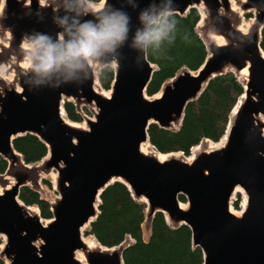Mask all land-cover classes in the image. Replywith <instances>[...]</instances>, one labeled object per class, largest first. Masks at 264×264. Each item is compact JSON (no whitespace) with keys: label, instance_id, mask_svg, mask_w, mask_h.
I'll list each match as a JSON object with an SVG mask.
<instances>
[{"label":"water","instance_id":"1","mask_svg":"<svg viewBox=\"0 0 264 264\" xmlns=\"http://www.w3.org/2000/svg\"><path fill=\"white\" fill-rule=\"evenodd\" d=\"M200 6L206 13L205 63L196 72L182 70L160 96L149 97L157 70L147 57L150 28ZM2 10L8 54L34 47L31 66L15 68L14 82L0 75V156L15 180L0 193V236L6 238L0 254L7 264H124L128 246L90 247L83 240L103 192L116 182L146 203L149 221L161 213L173 228L188 226L203 264H264V0L243 3V12H254L247 32L239 29L243 19L232 0H104L98 10L88 0H3ZM4 61L0 56V68ZM105 67L115 70L110 95L97 89ZM227 73L243 95L223 146L202 144L192 160L143 150L151 144L152 124L181 126L187 106ZM66 101L95 108L88 128L65 118ZM28 134L48 149L41 166L26 164L14 148ZM53 170L59 198L51 203L53 218L43 224L19 195L38 184L41 172ZM238 189L245 196L242 213L232 208Z\"/></svg>","mask_w":264,"mask_h":264},{"label":"trees","instance_id":"2","mask_svg":"<svg viewBox=\"0 0 264 264\" xmlns=\"http://www.w3.org/2000/svg\"><path fill=\"white\" fill-rule=\"evenodd\" d=\"M88 1L100 3L102 0ZM200 19L199 11L191 9L185 16L171 14L163 17L150 28L147 57L157 66V70L147 87L148 96L159 94L162 87L182 70L196 72L205 63L208 53L197 32ZM261 47L264 50V28ZM98 77L101 87L110 90L115 71L112 67H105ZM242 95L243 88L234 74L216 77L200 98L187 106L178 130H165L157 124L150 126L151 145L162 154L182 153L190 156L191 150L206 140L219 143L226 135L231 113ZM64 109L70 121H83L74 102L66 101ZM14 148L28 165L39 164L48 154L46 145L30 134L18 137L14 141ZM8 167V162L0 156V176L7 173ZM19 199L29 207H37L43 219L53 218L51 203L30 186L21 189ZM180 201L186 203L185 197L181 196ZM146 216V203L136 201L124 184L116 182L103 192L99 215L86 233L106 248H116L128 239L133 240L124 252V264L204 263L201 249L193 247L191 229L185 225L171 227L161 213L155 215L150 225V238L144 241Z\"/></svg>","mask_w":264,"mask_h":264},{"label":"rangeland","instance_id":"3","mask_svg":"<svg viewBox=\"0 0 264 264\" xmlns=\"http://www.w3.org/2000/svg\"><path fill=\"white\" fill-rule=\"evenodd\" d=\"M43 2H47L49 0H42ZM245 2V0H233V5L235 6L236 9H238L239 11L242 10V5ZM91 4V6L98 10L100 8L103 7L104 1H101L100 3H93V2H89ZM3 0H1L0 2V19L2 17L3 14ZM242 14V18H243V24L245 26H248L250 23H252L253 19H254V12H241ZM201 27H202V23L199 22V24L197 25V32L200 34L201 32ZM10 35L7 34L1 27L0 25V56L2 58H4V62L0 68V75L3 78H7L8 80H6L7 82H14L15 81V68L19 69H27L31 66V57H30V52L34 50V47L32 45H26L23 50H21V53H23L22 55H19L21 53H17V52H13L11 54H8V49L10 48ZM5 69V70H3ZM3 72V73H2ZM97 89L99 91L104 92L105 94L109 95L110 94V90H105L101 87V85H97ZM161 94V92H160ZM157 95V96H160ZM73 102V101H72ZM79 112L82 114L83 117V121L78 123V122H73L70 121L66 115L65 118L73 123L74 125H77L79 127L82 128H88L87 126V119H93L94 118V112H95V108L94 107H89V106H79L78 107ZM87 111V113L85 111ZM180 128V126H175L173 128H171V130H178ZM203 145L207 144L210 145L211 142H207L204 141L202 142ZM146 146V145H145ZM143 146V148L145 147ZM148 147H145L146 150L149 151H156L158 153V151L151 145V144H147ZM192 152V151H191ZM182 154V153H179ZM184 155V154H183ZM192 153L190 154V156H186V158H191ZM41 162L35 166H41ZM57 177V171L53 170L50 173H44L41 172L40 174V180L38 182L37 185L34 184H29V186L31 188H33L34 190L38 191L41 196L46 199L48 202L50 203H54L56 199L59 198V194L55 189L56 186V182L55 179ZM15 183V180L8 174L6 173L3 176H0V193L3 192L5 189L9 188L10 186H12V184ZM185 204V203H183ZM236 204H238V207L236 208ZM244 206H245V196L240 193L237 192L234 199L232 200V208L234 209V211L238 212V213H242V211H244ZM31 210L38 212L39 214H41L40 210L37 207H30ZM49 220L43 219L42 218V222L43 224L48 223ZM150 225H151V221L148 220V218L146 219V222L143 226V239L144 241H148L151 235V229H150ZM89 227H87L84 230L83 233V240H85L86 242H89L91 244L94 245H99V243L96 241V239L90 235H88L86 233V231L88 230ZM6 242V238L5 236H0V251L1 248L4 246ZM134 241L131 239H128L127 242L123 243L125 246H128L130 244H132ZM0 264H7V260L5 257H2L0 254Z\"/></svg>","mask_w":264,"mask_h":264},{"label":"bare ground","instance_id":"4","mask_svg":"<svg viewBox=\"0 0 264 264\" xmlns=\"http://www.w3.org/2000/svg\"><path fill=\"white\" fill-rule=\"evenodd\" d=\"M232 6H233V10H235V12H236V14L239 16V18H240V17L242 18V14H241V12H243V11H242V10L239 11L238 9L235 8V6L233 5V0H232ZM198 8H199V11H200V14H201V23H203V22L205 21V18H206L205 9H204L203 6H200V7H198ZM242 19H243V18H242ZM252 23H253V21H252ZM252 23H250L248 26H245V25L243 24V21H242V24H240L239 29H240L241 31H243V32H247V31L249 30V28H250V26H251ZM200 36L202 37L203 40H205V36H206V35L201 34V32H200ZM211 40H212L213 42L217 43V44H222V43H223V40H222L220 37H212ZM3 70H5V69H3ZM5 71H6V70H5ZM2 73H3V72H2ZM3 78H4V77H3ZM4 79H5V80H8L7 78H4ZM225 137H226V135H225ZM225 137H224L219 143H213V142H211L210 145H208V146H209V149H213V148H217V147H221V146H223V145L225 144V140H226ZM202 144H203V143H201L200 145H198L197 147H195V148L192 150V156H191V159H190V160H192L193 157H194V156H195V155H196V154L202 149V146H203ZM145 147H148V146L146 145ZM145 147L143 148V150H144L145 152H150L149 150H146ZM159 157H160L161 159H164V158H166L167 156L159 155ZM237 192L242 193V190H241V189H238ZM87 244H88L90 247H95L94 244H91V243H89V242H87ZM78 258H79L80 260H82V261L85 263V258H84V256H83L81 253L78 254Z\"/></svg>","mask_w":264,"mask_h":264}]
</instances>
